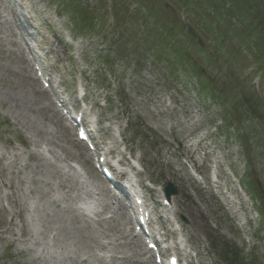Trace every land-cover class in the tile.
Here are the masks:
<instances>
[{
	"label": "rangeland",
	"instance_id": "1",
	"mask_svg": "<svg viewBox=\"0 0 264 264\" xmlns=\"http://www.w3.org/2000/svg\"><path fill=\"white\" fill-rule=\"evenodd\" d=\"M14 1L0 0V182L12 186L9 196L0 188V264H70L80 258L77 246L57 242L53 255H40L37 248L47 245L49 231L30 239V218L40 223L54 212L48 197L67 211L77 205L75 182L74 191L61 190L57 182L65 170L57 174L44 163L88 164L87 152L34 79V51L47 58V70L69 93L83 83L100 128L102 122L119 123L121 144L142 154V178L177 190L172 198L188 220L186 238L200 251L196 263L231 264L237 253L240 264H264V76L255 66L256 60L264 63V20L252 6L246 16L238 1L234 17L220 6L208 20L206 0H189L185 7L182 0ZM23 14L35 30L26 29ZM246 24L252 25L250 38ZM229 30H239L237 39ZM20 93L28 99L25 109L14 101ZM34 128L59 146L52 152L42 143L34 147ZM182 160L194 163L201 186L185 178ZM209 165L231 192L229 206L205 189ZM21 210L20 219L8 223V213Z\"/></svg>",
	"mask_w": 264,
	"mask_h": 264
},
{
	"label": "bare ground",
	"instance_id": "2",
	"mask_svg": "<svg viewBox=\"0 0 264 264\" xmlns=\"http://www.w3.org/2000/svg\"><path fill=\"white\" fill-rule=\"evenodd\" d=\"M27 100V97L22 93L18 94V96L14 98L16 105L22 107V109L27 108ZM47 108V106L42 107V109ZM33 131L38 133L39 136V139L34 140L32 143L34 147H38V145L42 143L50 148L49 152H52V147L59 146L57 142L47 139L48 137L43 132V130L40 131V129L34 128ZM29 155L38 156L40 153H29ZM13 161H15V159ZM58 161L60 162V158ZM44 164L50 170L52 168L54 173L62 174L61 170H63V168L60 165L55 166L48 161H46ZM64 176L66 175L64 174ZM172 176L176 179H180L179 175L175 172L172 173ZM57 177L60 179L59 176ZM34 181L36 182V180H33V182ZM42 186H46L45 183L39 184V188H42ZM57 186L61 190L66 189L68 192L74 190L73 181L71 177L68 176H66L64 180L58 181ZM11 187L12 186L10 185L9 188ZM98 187L102 192V202L104 203L103 208L106 210L109 208L107 203L108 195L106 194L105 189H103V186L98 185ZM42 194L43 193H41V195ZM80 195L81 194L75 195L74 199H78ZM48 201L49 204L54 208V212L52 214L45 215L41 219L40 223H37L35 219L31 218V221H29L27 224H31V228L36 229L37 236L42 235L44 231H50V233H54L57 236L56 242L58 245L63 244L65 247H70L71 245L77 246L79 249L77 251H80V258L72 261L70 264H88L89 262H92L96 257L94 251H100L102 249L108 248L105 247L101 242V240L105 239H110L109 247L110 249L119 251L117 254L128 255V259L127 261L125 260L124 264H150V262L142 260L144 253L139 241L134 239L132 234L131 237L127 235L126 229L128 226V220L124 216L121 203H118V213L112 216L111 220L108 221L106 218L98 216L97 223L98 226L100 225L102 228H96L93 227L95 224L89 222L87 218L74 213L73 210H65L63 207H61L59 200L56 198L50 196L48 197ZM22 211L23 210L17 212L16 215L21 217ZM64 213L66 214L64 215ZM21 229L22 228H20V230Z\"/></svg>",
	"mask_w": 264,
	"mask_h": 264
},
{
	"label": "trees",
	"instance_id": "3",
	"mask_svg": "<svg viewBox=\"0 0 264 264\" xmlns=\"http://www.w3.org/2000/svg\"><path fill=\"white\" fill-rule=\"evenodd\" d=\"M188 1L189 0H182L181 2L183 3V5H184V7H185V4L186 3H188ZM240 2V3H242V5H241V12H243V13H245L246 14V16H247V13H251V11H253L254 10V12H256V13H254L255 14V16H258V17H261V19H263L264 20V17L262 16V15H260L261 14V12L262 11H264V0H258V1H256V0H206V2L208 3V5H209V7H210V9H212V12H211V14L210 15H207V16H205V19H208L209 20V18L210 19H214V17L216 16V12L214 11V9H217L218 7L220 8V6L221 7H225V12L227 13V16H232V17H234V15H233V11H234V9L236 10L237 8L235 7L236 6V4H237V2ZM222 2V3H221ZM224 4L226 5V6H224ZM232 5V6H231ZM248 5H250V7L252 6V9L253 10H249V9H247L246 8V6H248ZM233 7V8H232ZM222 9V8H221ZM224 11V10H223ZM239 15H237V20L239 19V20H242V18L244 17L243 16V14H240V13H238ZM200 16H202V14L200 13ZM242 24H238V26H237V28L240 30L241 29V26ZM245 27H246V29H247V31H245L246 32V34H247V36H248V38H250L252 35H253V29L251 30L250 29V27H252V25L251 24H246L245 25ZM248 29H250V30H248ZM202 30H204V32H205V30H208V29H202ZM209 30H211V29H209ZM221 30H223V29H221ZM239 30H237V31H234V32H230V30L229 31H227V32H229L231 35H233V37H235L236 38V36H238V33H240L239 32ZM212 32H215L214 30H212ZM206 34V33H205ZM237 39V38H236ZM253 40H255V39H253ZM236 42H238V40H236ZM259 55V54H258Z\"/></svg>",
	"mask_w": 264,
	"mask_h": 264
}]
</instances>
